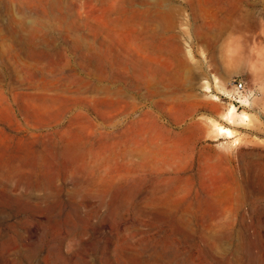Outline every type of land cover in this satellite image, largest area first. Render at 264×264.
<instances>
[{"label":"rangeland","instance_id":"374dc122","mask_svg":"<svg viewBox=\"0 0 264 264\" xmlns=\"http://www.w3.org/2000/svg\"><path fill=\"white\" fill-rule=\"evenodd\" d=\"M0 264H264V0H0Z\"/></svg>","mask_w":264,"mask_h":264},{"label":"bare ground","instance_id":"6f19581e","mask_svg":"<svg viewBox=\"0 0 264 264\" xmlns=\"http://www.w3.org/2000/svg\"><path fill=\"white\" fill-rule=\"evenodd\" d=\"M157 13H161V14H164V12H163V9L162 8H160V7H158L157 8ZM160 14V15H161ZM233 23H235V22H233ZM239 23V22H238ZM236 24V23H235ZM238 26H240V25H238V24H236V26L235 27H238ZM239 28V27H238ZM222 32V31H221ZM218 33V32H217ZM217 37H219V35L217 36V34L215 33V36H214V39L213 40H215V39H217ZM220 38V37H219ZM214 43V42H213ZM254 52V51H253ZM217 82L218 83H220V84H222L221 82H220V80H217ZM209 82H207L206 84H208ZM210 87H211V85H206V88L208 89V90H210ZM221 88V87H220ZM222 89H223V91H225L226 93H227V89H226V87L225 86H223L222 87ZM212 90V89H211ZM221 90V89H220ZM222 91V90H221ZM224 92V93H225ZM230 92V91H229ZM230 94V93H229ZM229 94H227V95H229ZM218 97V96H217ZM241 100H247V98H242ZM249 115L250 114H248L247 112H241V113H239L238 112V109H237V106L236 105H234V104H231L230 105V107L228 108V110H227V112L225 113V116H226V118L223 116V118H225V120L227 119V120H229V123L230 124H232V125H236V124H239V123H243L244 121H246L248 118H249ZM219 123V122H218ZM217 123V124H218ZM224 123V122H223ZM217 124L215 125V127H217L218 128V126H217ZM221 125V124H220ZM225 128V129H224ZM218 130H220V131H222V133L224 132V133H226L227 134V136L230 138V139H232L230 142L232 143V144H237V143H239V139L240 138H238L237 137V135H236V130L235 129H233V128H230V127H224V126H219V129ZM220 131H218V132H220ZM221 133V134H222ZM224 133H223V135H224Z\"/></svg>","mask_w":264,"mask_h":264},{"label":"built area","instance_id":"2783aa9c","mask_svg":"<svg viewBox=\"0 0 264 264\" xmlns=\"http://www.w3.org/2000/svg\"><path fill=\"white\" fill-rule=\"evenodd\" d=\"M233 88L230 90L229 96L236 102L239 103L242 98L250 96L251 90L247 87L246 81L243 79H233Z\"/></svg>","mask_w":264,"mask_h":264}]
</instances>
